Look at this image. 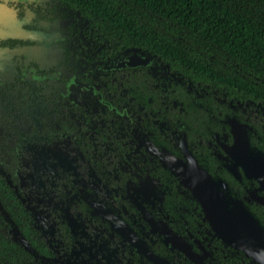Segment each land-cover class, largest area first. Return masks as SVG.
Listing matches in <instances>:
<instances>
[{
  "label": "flooded vegetation",
  "instance_id": "flooded-vegetation-1",
  "mask_svg": "<svg viewBox=\"0 0 264 264\" xmlns=\"http://www.w3.org/2000/svg\"><path fill=\"white\" fill-rule=\"evenodd\" d=\"M210 95L153 54L90 52L55 0H0V169L55 261L264 264L216 233L180 175L213 185L264 248V108Z\"/></svg>",
  "mask_w": 264,
  "mask_h": 264
},
{
  "label": "trees",
  "instance_id": "trees-1",
  "mask_svg": "<svg viewBox=\"0 0 264 264\" xmlns=\"http://www.w3.org/2000/svg\"><path fill=\"white\" fill-rule=\"evenodd\" d=\"M55 1L78 19L90 52L110 59L144 51L179 80L209 91L210 104L219 97L247 110L264 108V0ZM9 173L0 169V264H62Z\"/></svg>",
  "mask_w": 264,
  "mask_h": 264
},
{
  "label": "water",
  "instance_id": "water-1",
  "mask_svg": "<svg viewBox=\"0 0 264 264\" xmlns=\"http://www.w3.org/2000/svg\"><path fill=\"white\" fill-rule=\"evenodd\" d=\"M261 173L264 179V171L261 170ZM180 175L183 176L184 183L194 191L196 197L208 214L211 225L222 239L237 248H242L249 254L256 253L259 255L264 252V248L252 238V235L246 229L242 228L241 222L238 221L236 216L229 212V209L222 201L219 192L215 190L213 185L208 183V185H210L209 191L202 188L199 189L197 182L194 180L195 178L191 177L190 174L180 173ZM179 247L191 258L196 259L189 248L182 246ZM150 258L157 263L160 262L157 257L150 255ZM199 264L202 263L199 261Z\"/></svg>",
  "mask_w": 264,
  "mask_h": 264
}]
</instances>
